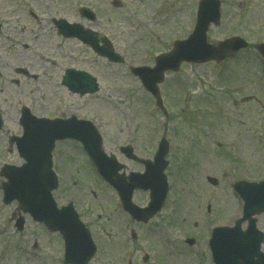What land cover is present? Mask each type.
I'll use <instances>...</instances> for the list:
<instances>
[{
	"label": "rangeland",
	"instance_id": "374dc122",
	"mask_svg": "<svg viewBox=\"0 0 264 264\" xmlns=\"http://www.w3.org/2000/svg\"><path fill=\"white\" fill-rule=\"evenodd\" d=\"M199 1L0 0V169L22 164L9 140L22 134L18 119L25 105L41 118L73 115L94 121L105 153L116 156L129 172L141 173L143 166L126 161L120 147L129 145L141 160H152L159 141L164 137L169 143L166 204L147 225L134 224L122 211L116 193L95 177L79 145L56 146L53 169L59 187L54 199L58 206L71 202L89 230L97 247L89 264H212L211 230L232 227L241 217L242 203L233 184L264 181V63L255 50L264 43V0H220L221 21L211 26L208 42L238 36L248 49L222 65H184L168 74L160 86L170 116L167 124L129 72L131 67H152L156 56L191 34ZM82 8L96 14L92 29L111 42L124 64H109L79 42L55 35L53 19L87 26L79 16ZM37 36L38 44L31 47L35 62L29 58L21 65L24 45ZM51 62L53 72L44 71ZM17 68L38 80H25ZM67 68L93 75L98 94H69L60 85ZM204 94L209 102H201ZM247 97L253 101L244 102ZM202 110L210 117L204 118ZM207 177L218 185H209ZM133 202L146 206L148 193L136 192ZM21 216L25 224L17 231L15 222ZM256 225L264 233V214ZM187 238L196 244L189 247ZM0 264H63L61 237L23 216L15 202L4 206L1 189Z\"/></svg>",
	"mask_w": 264,
	"mask_h": 264
},
{
	"label": "water",
	"instance_id": "95a60500",
	"mask_svg": "<svg viewBox=\"0 0 264 264\" xmlns=\"http://www.w3.org/2000/svg\"><path fill=\"white\" fill-rule=\"evenodd\" d=\"M219 7L218 0L203 1L199 7L196 28L186 41L176 42L171 53L157 58L155 68L132 70L158 104H160V99L157 84L163 81L164 72L177 71L182 62L215 61L220 63L239 50L246 48V43L238 38L220 43L216 47L207 44L206 32L211 23L218 24ZM87 14L89 19H94L91 13ZM56 26L65 38H77L90 45L95 51H99L101 56L116 60L108 47L98 50L96 38L89 32H84L80 26L68 25L65 21L56 22ZM257 50L264 56V45L258 46ZM66 74L67 77L63 84L70 91L80 94L95 91V81L86 74L72 71H68ZM71 122H56L55 124L59 126L54 127L45 123L39 126L34 119L24 114L21 120L24 135L21 139L14 141L26 164L20 169L5 168L2 173L8 179V183L3 185L4 202L8 204L13 200L18 201L20 209L29 214L34 221L43 223L49 230L59 231L62 234L66 248L65 264H87L96 251L88 232L71 210L58 211L50 195V192L57 186L50 172V152L54 141L69 137L82 142L92 159L98 162L99 171L103 173L102 176L118 190L126 210L135 219L143 222L152 218L163 205L167 193L166 180L163 175L167 166L164 157L168 148L163 140L159 145L154 162L145 163V175H131L129 184H126L124 180L116 176L119 168L114 166L110 159L104 158L105 160L102 161L100 140L89 125ZM128 155H130V151ZM114 176L117 178L115 181L113 180ZM215 183L212 181V184ZM135 188L151 191L152 202L147 209L138 210L131 205V192ZM235 189L245 202L243 219L237 222L234 229L221 228L213 231L209 244L215 262L216 264H264V259H261L264 256L259 253V243L263 236L254 231L255 221L250 219L253 215L264 212V183L259 185L240 183L236 185ZM245 220L249 221V227L246 233H242L240 224ZM23 223V219L18 221V230L22 229ZM255 258L258 260L255 261Z\"/></svg>",
	"mask_w": 264,
	"mask_h": 264
}]
</instances>
